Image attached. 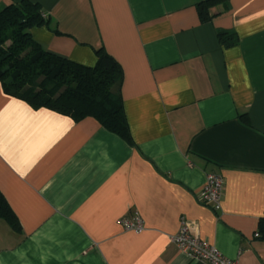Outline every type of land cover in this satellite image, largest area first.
<instances>
[{
    "label": "crops",
    "instance_id": "obj_1",
    "mask_svg": "<svg viewBox=\"0 0 264 264\" xmlns=\"http://www.w3.org/2000/svg\"><path fill=\"white\" fill-rule=\"evenodd\" d=\"M41 8L47 52L121 66L130 139L34 109L0 82V264H205L172 242L184 218L229 260L264 264V0H0ZM236 41L227 48L219 34ZM247 115L249 124L243 116ZM224 178L222 208L197 200ZM138 213L144 231L120 219ZM259 235L256 237V235Z\"/></svg>",
    "mask_w": 264,
    "mask_h": 264
},
{
    "label": "trees",
    "instance_id": "obj_2",
    "mask_svg": "<svg viewBox=\"0 0 264 264\" xmlns=\"http://www.w3.org/2000/svg\"><path fill=\"white\" fill-rule=\"evenodd\" d=\"M223 0H205L197 5L203 22ZM41 8L28 1L7 6L0 12V82L5 94L34 109L46 108L79 122L96 119L105 129L130 139L123 107L120 64L104 49L96 50L97 63L86 67L53 55L36 42L31 29L48 26ZM219 41L229 48L236 41L220 33ZM249 124L247 115L243 116ZM0 220L13 230L20 224L0 192Z\"/></svg>",
    "mask_w": 264,
    "mask_h": 264
},
{
    "label": "built area",
    "instance_id": "obj_3",
    "mask_svg": "<svg viewBox=\"0 0 264 264\" xmlns=\"http://www.w3.org/2000/svg\"><path fill=\"white\" fill-rule=\"evenodd\" d=\"M224 185L225 181L221 175H207L204 187L197 194V200L213 211L219 212L222 208ZM118 224L126 231L141 233L145 229L138 213L132 218L120 219ZM258 236L257 234L256 237ZM171 240L181 252L189 255L193 260L205 264H239L237 261L226 259L215 246L202 239L193 229V225L184 218L181 220L178 233L173 235Z\"/></svg>",
    "mask_w": 264,
    "mask_h": 264
}]
</instances>
